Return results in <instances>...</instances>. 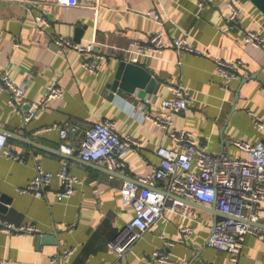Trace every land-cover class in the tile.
Listing matches in <instances>:
<instances>
[{"label": "crops", "instance_id": "crops-1", "mask_svg": "<svg viewBox=\"0 0 264 264\" xmlns=\"http://www.w3.org/2000/svg\"><path fill=\"white\" fill-rule=\"evenodd\" d=\"M56 0H0V71L15 82L25 84L24 98L37 100L50 83L63 87V94L53 98L27 123L21 109L0 90V128L7 132L8 143L24 158H8L0 152V194L9 197L0 216L9 222H32L36 234H6L0 231V264H264V237L249 233L236 261L223 249L205 245L212 223L224 217L214 206L172 193L187 208L165 207L147 231L131 248L118 255L108 247L134 210L120 192L124 180H137L149 174L159 161V144L175 147L165 128L143 116L164 113L161 98L172 97L168 84H183L193 101L185 110L173 112L176 129L194 132L196 142L209 152L226 148L235 157H247L231 140L257 141L264 138V11L253 0H78L74 5H57ZM44 6L49 25L39 28L36 16ZM239 9L230 19L231 7ZM154 9L159 16L147 15ZM164 30L166 47L151 55L131 53V38L145 41L154 31ZM248 29L258 31L263 45L255 47L243 41ZM73 41L95 37L94 52L105 50L108 57L99 71L92 72L72 47L61 52L54 42L57 34ZM207 46L208 55L177 52L172 38ZM242 61L241 77L230 81L227 89L215 73L213 56ZM92 57V54L90 55ZM89 57V58H90ZM139 63L155 77L151 91L136 87L128 91L113 88L118 62ZM149 97L151 101H146ZM26 102V105L28 103ZM25 105V106H26ZM108 118L115 130L141 141V146L125 152L126 164L117 170L105 159L88 163L74 154L63 155L59 149L58 129L35 133L46 124L70 120L67 140L78 144L93 122ZM67 157L71 172L80 178L74 191L58 200L60 187L54 177L44 197L21 192L40 164L56 171ZM112 170V172H111ZM161 186L158 181L153 188ZM260 215L255 224L264 227V200L258 203ZM185 223L193 232L184 234L178 225ZM170 241L171 244L166 243ZM75 250L67 255L64 250ZM161 249L169 261L153 259Z\"/></svg>", "mask_w": 264, "mask_h": 264}, {"label": "built area", "instance_id": "built-area-1", "mask_svg": "<svg viewBox=\"0 0 264 264\" xmlns=\"http://www.w3.org/2000/svg\"><path fill=\"white\" fill-rule=\"evenodd\" d=\"M32 1V0H31ZM78 0H56L57 5H74ZM41 13L36 16V25L39 28L49 25L47 9L42 6ZM147 15L158 17L159 14L150 9ZM239 9L231 7L229 17L238 16ZM262 37L258 31L248 29L244 32L243 41L255 47L263 45ZM54 42L61 52L66 47L74 48L78 54L85 56L82 65L92 72H98L108 57L105 50L94 52L95 37L90 40L73 41L71 37L63 33L54 37ZM97 43V42H96ZM130 48H122L131 53L151 55L157 54L166 47L164 30L158 29L145 41L131 38ZM172 44L177 52H194L199 55H208L207 46L188 42L184 36H174ZM92 54V57L90 55ZM90 57V58H89ZM215 73L221 79V86L227 89L233 79L241 77L242 61L213 56ZM172 91V97L161 98L159 105L164 113L151 115L145 111L143 116L151 119L154 124L162 126L168 135L175 141V147L159 144L156 154L159 161L156 167L147 175L138 177L137 180H124L120 192L124 199L131 204L134 215L122 227L121 231L108 241V247L118 255H122L131 248V245L139 239L145 231L154 223L158 216L163 214L164 208L179 209L187 215V208L172 193L179 192L190 200L215 205V208L224 214L221 219L214 220L212 228L205 240V245L223 249L231 254V261H236L241 252L245 237L249 233L261 234L264 237V227L255 224L259 214L257 205L264 200V138L257 141L232 139L231 141L248 152L247 157H235L226 148L218 152L208 151L196 142L194 132L190 129H176L173 112L185 110L193 101L192 93L183 84H168ZM0 90L10 98L14 107L21 109L23 120L27 123L35 117L39 110L44 109L49 101L63 94V87L50 83L44 93L34 101L24 98L25 84L15 82L5 71H0ZM146 101H151L149 97ZM28 103V106L26 105ZM26 105V106H25ZM255 123L264 129L260 119L255 118ZM52 128L58 129V149L66 154H76L81 159L92 162L106 160L112 170L125 166V152L130 148L141 146V141L128 134H120L115 130V123L108 118L95 121L85 129L81 141L76 144L67 140L68 131L72 129L70 120L63 119L60 124H46L34 129L35 133L45 132ZM0 152L10 158L24 161L25 158L8 143L7 135L0 128ZM59 179L60 187L55 191L58 200L72 194L75 184L80 178L73 174L69 168V160L64 157L56 171L45 170L42 165H36V171L26 186L20 187L21 192L30 191L38 197H44L45 190L52 179ZM161 186L153 188L156 182ZM254 222V223H251ZM180 231L184 234L193 232V227L180 223ZM0 231L6 234H36L39 232L37 225L32 222H9L0 216ZM166 243L171 244L170 241ZM70 247L64 250V254L74 252ZM59 254L50 258L52 264H57ZM153 259L169 261L168 253L158 249L153 252Z\"/></svg>", "mask_w": 264, "mask_h": 264}, {"label": "water", "instance_id": "water-1", "mask_svg": "<svg viewBox=\"0 0 264 264\" xmlns=\"http://www.w3.org/2000/svg\"><path fill=\"white\" fill-rule=\"evenodd\" d=\"M253 2L260 7L261 10L264 11V0H253ZM113 88H117L118 86L128 90L134 91L136 87H143L149 91H151L155 84V77L152 76L151 72L146 69L143 65L139 63H133L130 61H126L121 59L118 62L117 70L115 73V78L113 80ZM28 106V105H27ZM4 133L7 132L4 129H1ZM63 154V153H62ZM63 155L69 156V154L64 153ZM85 160V159H84ZM88 163L92 161L85 160ZM112 172V170H111ZM9 197L4 193L0 194V209L2 210L5 207L4 202H8ZM211 206L215 205L212 203ZM224 216H230L228 214H224ZM251 223H254L251 221Z\"/></svg>", "mask_w": 264, "mask_h": 264}]
</instances>
